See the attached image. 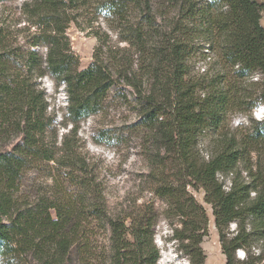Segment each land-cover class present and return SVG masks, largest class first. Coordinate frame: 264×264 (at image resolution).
I'll return each mask as SVG.
<instances>
[{"label":"trees","instance_id":"1","mask_svg":"<svg viewBox=\"0 0 264 264\" xmlns=\"http://www.w3.org/2000/svg\"><path fill=\"white\" fill-rule=\"evenodd\" d=\"M20 12L36 28L31 46L45 53L24 48L16 30L0 21V257L24 253L39 264H69L73 246L102 237L108 264H155L153 208L132 217L111 214L105 180L76 137L75 124L100 113L119 82L132 88L137 123L148 133L153 191L181 216L173 236L190 231L198 245L205 231L207 218L188 194L190 184L212 208L225 264H264V118L250 116L264 104V3L24 0ZM98 14L111 18L127 46L101 43L79 68L64 30L88 25ZM198 46L206 66L190 72ZM47 71L64 84V119L72 123L59 143L56 116L38 83ZM233 113L249 121L231 127ZM43 163L54 170L49 184L24 191L25 174ZM167 165L175 173L164 181ZM195 244L185 255L189 264H202ZM240 248L243 259L235 255Z\"/></svg>","mask_w":264,"mask_h":264},{"label":"rangeland","instance_id":"2","mask_svg":"<svg viewBox=\"0 0 264 264\" xmlns=\"http://www.w3.org/2000/svg\"><path fill=\"white\" fill-rule=\"evenodd\" d=\"M24 0H4L0 3V21L3 20L8 30H16L18 41L24 48H34L40 53H45L43 46L32 47L35 26L26 20L20 12ZM264 3V0H257ZM105 14H98L92 18L90 24L80 27L71 23L64 30L68 40L69 49L78 58L79 68L86 67L99 45L127 46L120 41L119 30L112 28V23ZM260 23L264 26V16ZM100 36V38L98 37ZM202 46L196 48V56L190 58L191 71H200L206 66V58H199L198 52ZM102 50H106L103 47ZM208 55V53H205ZM39 87L43 89L51 111L56 116L54 124L57 142L71 129L72 123L64 119L66 115V93L62 82H58L54 75L46 72L38 78ZM119 90H110L104 100V107L98 114L82 118L75 125L80 149L89 157V162L94 171L105 180V198L109 212L114 215L135 216L146 213L148 208H153L156 217L152 224V242L158 252L155 264H186L185 249L192 247L197 237H190V231L173 236L175 228L181 230V216L171 210L164 197L153 191L156 180L148 175L149 164L146 152L149 141L148 133L138 122V116L133 109L134 94L132 88L118 82ZM122 94L126 99L122 97ZM260 105V104H259ZM255 108H253L254 110ZM250 110V116L256 119ZM264 118V104L259 106V114ZM249 115V114H248ZM249 121L246 114L233 113L229 116V124L245 125ZM205 140H199L203 148ZM50 166H55L49 162ZM175 169L167 165L163 169L164 181L173 179ZM54 170L50 171L47 163L39 168H33L22 179V189L34 193L37 188L51 181ZM186 190L197 204L203 207L206 215L205 231L202 233L201 242L194 247L203 256L202 264H225L226 258L222 252L219 232L214 223L212 208L204 201L201 189H195L186 184ZM127 223L130 222L128 218ZM235 223H231L230 231H234ZM201 231V230H200ZM128 239H132L127 235ZM185 237V238H184ZM257 249V247H256ZM253 251H257V250ZM106 241L98 237V241H91L86 246H73L68 255L69 264H108L106 254ZM239 259L244 258V251L240 248L235 253ZM0 264H39L32 254H11L0 257ZM198 264V263H197Z\"/></svg>","mask_w":264,"mask_h":264},{"label":"clouds","instance_id":"3","mask_svg":"<svg viewBox=\"0 0 264 264\" xmlns=\"http://www.w3.org/2000/svg\"><path fill=\"white\" fill-rule=\"evenodd\" d=\"M260 105H263V104H260ZM252 114H253V116H254L257 120H259V119H261V118L263 117V116H258V115H256L255 110H253ZM185 259L187 260V263H186V264H189L187 257H186Z\"/></svg>","mask_w":264,"mask_h":264},{"label":"bare ground","instance_id":"4","mask_svg":"<svg viewBox=\"0 0 264 264\" xmlns=\"http://www.w3.org/2000/svg\"><path fill=\"white\" fill-rule=\"evenodd\" d=\"M255 111H257V113L259 114V109H256Z\"/></svg>","mask_w":264,"mask_h":264}]
</instances>
